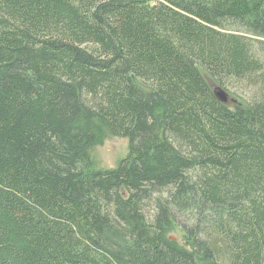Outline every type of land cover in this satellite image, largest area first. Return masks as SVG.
<instances>
[{
    "label": "trees",
    "instance_id": "16d2710c",
    "mask_svg": "<svg viewBox=\"0 0 264 264\" xmlns=\"http://www.w3.org/2000/svg\"><path fill=\"white\" fill-rule=\"evenodd\" d=\"M0 264H264V0H0Z\"/></svg>",
    "mask_w": 264,
    "mask_h": 264
},
{
    "label": "rangeland",
    "instance_id": "374dc122",
    "mask_svg": "<svg viewBox=\"0 0 264 264\" xmlns=\"http://www.w3.org/2000/svg\"><path fill=\"white\" fill-rule=\"evenodd\" d=\"M206 77L212 88L220 86L230 94V98L236 99L237 102L242 99H250L256 91L254 87L246 83L238 82L235 79H228L226 86H224L215 82L209 76L206 75ZM234 104L235 102L232 100L229 102L231 106ZM128 152L129 140L127 138L108 134L104 142L95 147L92 155L96 161L97 167L106 169L116 167L118 163L128 155ZM147 214H153L152 207L147 210ZM173 237L181 240L182 232L179 230L175 231Z\"/></svg>",
    "mask_w": 264,
    "mask_h": 264
},
{
    "label": "water",
    "instance_id": "95a60500",
    "mask_svg": "<svg viewBox=\"0 0 264 264\" xmlns=\"http://www.w3.org/2000/svg\"><path fill=\"white\" fill-rule=\"evenodd\" d=\"M213 92L215 96L217 97V99L221 101L222 103L229 105V102L231 100L234 101L235 104L238 103L236 99L230 98V94L225 89L221 88L220 86H216L215 88H213Z\"/></svg>",
    "mask_w": 264,
    "mask_h": 264
}]
</instances>
